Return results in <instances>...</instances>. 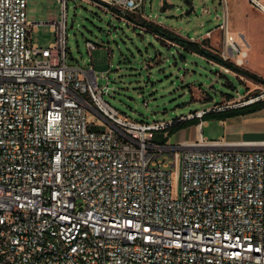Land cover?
Here are the masks:
<instances>
[{
    "label": "built area",
    "instance_id": "obj_1",
    "mask_svg": "<svg viewBox=\"0 0 264 264\" xmlns=\"http://www.w3.org/2000/svg\"><path fill=\"white\" fill-rule=\"evenodd\" d=\"M83 1L133 27L143 2ZM246 1L264 13V0ZM27 2L0 0V264H264V144L209 141L202 121L193 141L172 142L171 121L122 115L92 65L67 64L68 0H58L48 48L32 40L40 24ZM221 2L219 57L241 68L247 53ZM97 48L86 42L90 56ZM247 96L211 111L251 105L264 90Z\"/></svg>",
    "mask_w": 264,
    "mask_h": 264
},
{
    "label": "rangeland",
    "instance_id": "obj_2",
    "mask_svg": "<svg viewBox=\"0 0 264 264\" xmlns=\"http://www.w3.org/2000/svg\"><path fill=\"white\" fill-rule=\"evenodd\" d=\"M67 4V64L82 68L92 65L98 86L109 88L103 99L133 121L168 122L195 111L224 107L227 95L236 98L247 90L248 100L261 95L264 90L259 84L245 89L235 76L223 73L214 61L211 63L206 57L207 60L179 45L168 46L143 26V22L159 24L186 41L199 40L224 23L225 7L221 0H143L137 14L130 17L135 27L114 17L111 10L104 11L86 1L68 0ZM236 6L240 14L248 10L242 1ZM204 9L209 13H204ZM140 12L148 21L139 16ZM27 13L31 22L40 24L38 31L31 33L33 42L48 48L55 42L50 24L62 19L60 3L58 0H28ZM257 21L251 24L257 25L262 31L258 33L264 35V20L259 17ZM218 36L216 48L222 49L221 30H218ZM86 42L98 46L91 56ZM197 42L209 45L207 39ZM206 120L203 138L217 141L220 136H226V126L219 125L214 118ZM186 134L189 137L195 135L190 128ZM161 135L156 133L152 138L163 141ZM179 137L180 133L170 139L174 142ZM172 188L173 194L177 195L179 185L175 177Z\"/></svg>",
    "mask_w": 264,
    "mask_h": 264
},
{
    "label": "crops",
    "instance_id": "obj_3",
    "mask_svg": "<svg viewBox=\"0 0 264 264\" xmlns=\"http://www.w3.org/2000/svg\"><path fill=\"white\" fill-rule=\"evenodd\" d=\"M241 1L242 3L246 4V8L248 9L244 14H240L236 6L237 3ZM230 3L232 4L231 6ZM225 6L228 16V30L231 36L234 38V40L239 44L241 49L243 51H246L247 53V57L245 59L244 65L241 68L247 70L249 73H252L260 77L264 81V35L262 33H258L260 28L257 25L251 24V23H255V21L258 23L257 19L259 17L264 20V13L254 9L246 0H226ZM156 25L160 26L159 24ZM160 27L170 31L171 33L176 34L182 39H185L170 29H167L163 26ZM218 30H220V26L217 27L215 31H209L205 34L204 37L200 38V39H207V43H209V45L207 46H203L202 43H198L197 41H199L200 39L191 42H194L197 45H200L202 49L205 50L206 48L212 51V53H215L216 55L219 56L221 48L220 49L216 48V45H218L219 43ZM209 61L211 63H214L211 60ZM233 73L234 74L231 75L235 76L245 86V89H248L250 85H255L254 82L238 75L235 72ZM257 85L258 84H256L255 87H257ZM246 93L247 90L244 94ZM228 101L229 100H227V102ZM207 124L208 123L206 121H202L201 134L203 131V125H207ZM219 125L226 126L227 128H226V136H220L217 141L222 140L224 143L231 145L248 143V142H252V143L264 142L262 141L264 139V108L248 115L236 116V117L228 118L224 121H219ZM188 128L193 129L195 134L194 136L192 137L186 136L188 135L186 134L188 133ZM188 128L183 129L177 132L176 134H174L175 137L178 133H180V137L175 139L176 142H182L185 140L193 141L195 139V137L198 134V126L195 125V126H190ZM161 137L163 138L164 134H162Z\"/></svg>",
    "mask_w": 264,
    "mask_h": 264
},
{
    "label": "trees",
    "instance_id": "obj_4",
    "mask_svg": "<svg viewBox=\"0 0 264 264\" xmlns=\"http://www.w3.org/2000/svg\"><path fill=\"white\" fill-rule=\"evenodd\" d=\"M143 26L148 27V30L153 32L156 36H159L161 40L166 39L169 41H172L178 45H180L183 49L187 50V51H191L193 53H197L201 56L206 57L207 59L214 61L215 63L219 64V65H224L229 67L233 72L237 73L238 75L254 82L255 84H260V85H264V81L252 74L249 73L247 70H244L243 68L237 67L235 64H233L230 61H223L218 55L216 54H212L204 49H202L200 47V45H197L194 42H190V41H186L184 39H182L181 37L177 36L174 33H171L170 31L157 26L153 23H145L143 22ZM228 97V100L230 101L233 97L232 96H225ZM216 105V104H215ZM264 108V100H259L251 105L248 106H244L241 108H236V109H225L222 111H210L208 112L206 115L203 116V118L201 120H199L198 118H193L190 120H179L175 119L172 120V124L171 126L168 128V136H172L174 134H176L177 132L186 129L190 126H195L198 125L200 123V121H207V118H214L218 121H224L228 118H232V117H236V116H243V115H248L251 113H254L256 111H259L261 109Z\"/></svg>",
    "mask_w": 264,
    "mask_h": 264
},
{
    "label": "bare ground",
    "instance_id": "obj_5",
    "mask_svg": "<svg viewBox=\"0 0 264 264\" xmlns=\"http://www.w3.org/2000/svg\"><path fill=\"white\" fill-rule=\"evenodd\" d=\"M242 144L260 145V144H264V142H256V143L248 142V143H242Z\"/></svg>",
    "mask_w": 264,
    "mask_h": 264
},
{
    "label": "water",
    "instance_id": "obj_6",
    "mask_svg": "<svg viewBox=\"0 0 264 264\" xmlns=\"http://www.w3.org/2000/svg\"><path fill=\"white\" fill-rule=\"evenodd\" d=\"M185 4L190 5V2H189V1H185ZM190 12H191V10H190ZM190 12H188V14H189Z\"/></svg>",
    "mask_w": 264,
    "mask_h": 264
}]
</instances>
